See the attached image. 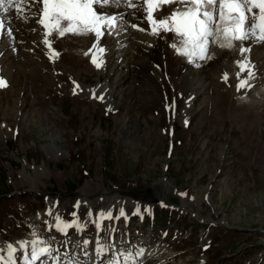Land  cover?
<instances>
[{
    "label": "rangeland",
    "instance_id": "374dc122",
    "mask_svg": "<svg viewBox=\"0 0 264 264\" xmlns=\"http://www.w3.org/2000/svg\"><path fill=\"white\" fill-rule=\"evenodd\" d=\"M159 39L145 55L133 54V67L120 66L125 81L117 87L112 78L111 97L97 105L54 86L34 101L22 69L10 81L3 72L9 82L0 88L2 245L40 239L54 251L63 246L66 260L89 264L94 223L103 221L108 235L119 220L124 264L128 254L135 264H264V122L259 130L252 118L221 123L201 115L200 99L184 119L194 91L184 76L195 78L202 68L178 62ZM96 77L81 80L95 84ZM101 212L113 219H100ZM57 216L81 228L61 236ZM30 250L31 243L25 254ZM39 264H52L51 256Z\"/></svg>",
    "mask_w": 264,
    "mask_h": 264
},
{
    "label": "bare ground",
    "instance_id": "6f19581e",
    "mask_svg": "<svg viewBox=\"0 0 264 264\" xmlns=\"http://www.w3.org/2000/svg\"><path fill=\"white\" fill-rule=\"evenodd\" d=\"M136 2L142 5L143 0H136ZM39 7V5L31 3V0H24L22 4L24 11L22 12H16L14 8L10 9L8 13L0 11V20L4 22V28L0 29V78L5 80L7 85L12 77V71L22 69V77L32 87V92H37L33 95L34 101H42V95L46 97L47 89L54 86L55 92L58 94L69 95L75 99L86 100L92 105H97L101 101L98 97L102 96L103 100L111 97L114 86L110 85L109 81L112 78L113 82L118 81L117 87L119 83L122 84L125 81L126 74H120L118 70L121 68L120 66H122V70L125 67H133L135 63L133 54L143 55L146 49H151L152 44L158 45L159 38H162L163 44L168 48V53L172 54L178 62L186 67L198 66L202 68L200 75L195 74L196 80L190 77V72L184 76L183 81L186 87L195 91H193V99L186 104L184 119L192 112L195 102L200 99L198 105H203L205 108L201 115L215 116L221 123L230 121L231 124L246 125L240 122L245 118H252L255 123L251 124V127L257 130L263 124L264 42L258 41L255 37H250L243 42L236 41L234 42L235 46L231 49H222L218 43L210 44L208 50L210 59L193 58V62H189L186 57L178 55L170 47V44L177 41L174 34H151V28L146 20L142 19L143 8L139 13L135 9L127 7L107 9L113 13H122L124 20L118 24L112 34H105L97 41L94 35L67 34L61 38L53 33L45 37L46 30L37 23ZM177 7L179 5H165L157 15L167 16ZM164 12L165 14H163ZM134 23L145 30L140 31L133 28L132 24ZM9 30L11 35L8 34ZM45 39L48 40L51 47L44 43ZM94 42L97 43V48L92 47ZM241 46L247 49L243 54L240 51ZM100 48L104 49L103 53L99 51ZM119 50H125L123 56L120 55ZM54 52L57 55L54 56ZM86 52L88 55H85ZM223 55L225 57L223 62L213 71L208 70ZM92 56L103 61L100 68L95 67L92 63ZM140 61L143 63V60ZM238 61L245 63L244 71L238 67ZM111 63H114L115 69L109 76L106 74V70ZM249 71L252 73L251 76H249ZM3 72H6L9 81L3 77ZM93 73L97 76L95 78L97 83L87 84L86 78L81 80L83 74ZM225 73H227V81L223 78ZM102 78L108 79V81L102 83ZM242 80L247 83L238 90L237 86ZM198 84H200L199 87ZM75 85H79V87L76 88L74 95ZM66 89L67 92H65ZM93 93L97 98H93ZM202 122L203 120L200 118L197 124ZM215 123L216 121H214ZM212 126L217 127V125ZM3 137L5 134L0 129V139ZM222 222L227 225L223 220Z\"/></svg>",
    "mask_w": 264,
    "mask_h": 264
},
{
    "label": "snow or ice",
    "instance_id": "6c2138e0",
    "mask_svg": "<svg viewBox=\"0 0 264 264\" xmlns=\"http://www.w3.org/2000/svg\"><path fill=\"white\" fill-rule=\"evenodd\" d=\"M23 2L24 0H0V11L8 13L14 8L16 12H22ZM31 3L40 6L37 23L46 30L45 37L53 33L61 38L67 34L94 35L97 41L105 34H112L118 24L124 20L122 13H113L107 9L127 7L139 13L143 8L142 19L146 20L151 28V34H174L177 41L170 44V47L178 55L186 57L189 62H193V58L210 59L208 55L210 44L218 43L222 49H231L235 46L234 42H243L250 37L264 42V0H143L142 5L136 0H31ZM172 4L179 7L167 16L157 15L163 10V6ZM132 27L140 31L145 30L135 23ZM3 28L4 22L0 20V29ZM8 34L11 35L10 30ZM44 43L51 47L47 39ZM97 46V43H92L93 48ZM99 51L103 53L104 49L100 48ZM240 51L243 54L247 49L241 46ZM53 55L57 53L54 52ZM85 55L88 53L86 52ZM92 63L100 68L103 61L92 56ZM237 63L240 70L244 71L245 63L240 61ZM251 75L249 71V76ZM223 78L227 81V73ZM246 83L247 81L242 80L237 86L238 90ZM5 86L6 81L0 78V88ZM77 87L79 85L73 88L74 95ZM93 98H97L95 93ZM98 98L103 100L102 96ZM47 214L51 215V212ZM99 215L100 219L112 218L111 213L106 215L101 212ZM121 215H124L123 209ZM74 227L81 228L75 219L72 222H65L59 216L55 218V228L58 232L67 234L68 230ZM33 236H36L35 232ZM29 243L31 250L25 254ZM87 243L84 241L85 246ZM53 251L47 241L40 239L31 242L21 240L15 244L10 242L6 248H0V264H35L42 256H51L53 264H61L60 257L53 256ZM104 251L105 249L98 243L97 254L101 255ZM125 259L131 260V254L125 256ZM64 264H75V261L69 259ZM111 264H119V261L113 260Z\"/></svg>",
    "mask_w": 264,
    "mask_h": 264
}]
</instances>
